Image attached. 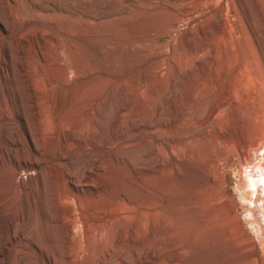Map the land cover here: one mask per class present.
<instances>
[{"label":"rangeland","instance_id":"obj_1","mask_svg":"<svg viewBox=\"0 0 264 264\" xmlns=\"http://www.w3.org/2000/svg\"><path fill=\"white\" fill-rule=\"evenodd\" d=\"M0 58V264H264V0H0Z\"/></svg>","mask_w":264,"mask_h":264},{"label":"bare ground","instance_id":"obj_2","mask_svg":"<svg viewBox=\"0 0 264 264\" xmlns=\"http://www.w3.org/2000/svg\"><path fill=\"white\" fill-rule=\"evenodd\" d=\"M27 26V25H26ZM28 33V32H27ZM26 36V35H25ZM23 38H25L23 36ZM59 38V37H58ZM58 43V42H57ZM64 43V42H63ZM61 46V45H60ZM55 47V46H54ZM61 49V48H60ZM66 49V48H65ZM38 52V51H37ZM44 52V51H43ZM59 52V51H58ZM63 52V51H62ZM61 52V53H62ZM65 52V50H64ZM39 55V54H38ZM39 57L41 58V56L39 55ZM53 58V57H52ZM47 59V57L45 58ZM41 60V59H40ZM43 60V59H42ZM52 61V59H51ZM36 62V61H35ZM44 63V62H43ZM47 63V62H46ZM58 65V64H57ZM62 66V65H61ZM59 65L58 68L61 67ZM29 67V66H28ZM56 68V65L54 66ZM62 68V67H61ZM0 69H1V58H0ZM30 69V68H29ZM62 70V69H61ZM32 72V71H31ZM39 72V71H38ZM2 75V74H1ZM29 75V74H28ZM31 75V73H30ZM36 75V74H35ZM49 75V74H48ZM1 77V76H0ZM48 77V76H46ZM39 78V76L37 77ZM51 78V77H50ZM49 79L48 82L50 81ZM32 79V78H31ZM54 81V80H53ZM57 81V80H56ZM52 83V82H50ZM58 83V82H57ZM60 83V82H59ZM33 84V83H32ZM53 84H55L53 82ZM63 85V84H61ZM44 86V85H43ZM53 88V87H52ZM51 89V88H50ZM56 89V87H55ZM54 89V90H55ZM59 89V88H57ZM48 90V89H47ZM35 91V90H34ZM56 91V90H55ZM50 92V91H49ZM53 92V91H52ZM51 93V92H50ZM60 94V92H59ZM85 99H83V97H79L76 94H73L71 96V98L68 101H65L62 105H61V112L63 115L64 119H70L71 117L74 116L75 113H77V109H79L80 105L79 104ZM89 101V100H87ZM91 101V100H90ZM92 104V103H91ZM1 104H0V108H1ZM86 107V105H85ZM53 108V107H52ZM79 113V112H78ZM39 119L41 122L46 121L47 119V115L46 112L44 111L43 107H39ZM210 118H213L210 117ZM209 118L208 122L211 123V119ZM222 128V124L221 123H216L215 125L211 126L209 125L208 128L206 129V133L205 136L200 134L197 138V142L205 144V148L206 150L204 151L203 154L198 155L197 158L193 160V162H190L191 164V168H192V174H194V176L196 177V179H198V185L199 186H203L205 185V183L209 182V173L210 170L214 167L218 165V159L220 157L223 156V154L225 153V151H228V148L231 146L232 143H230L231 140H229V138L224 137V136H220V135H213L210 134V130L214 129L215 131H221ZM213 130V131H214ZM218 133V132H217ZM30 143V142H29ZM225 147H223V146ZM12 160H15V157L11 154L8 153V157H2L1 158V162H0V174H2L4 177L7 178L6 182L8 186L10 184H15V180L17 175L19 174V169L13 164L11 163ZM222 160V159H221ZM223 162V161H221ZM264 167V165H263ZM192 176V175H191ZM252 183V182H251ZM198 186V187H199ZM9 197L14 198L15 197V190L13 189V186L10 187V194ZM200 199H201V195L197 194L196 192H193L192 197H191V206L189 208L190 212H193L195 215H197L200 219H203L206 217L207 215V211L205 208V205H202L200 203ZM186 209V208H185ZM262 213H264V211L262 210ZM219 214V213H218ZM201 220V221H203ZM16 222H18V220H15L11 226L14 227V225L16 224ZM202 225V224H201ZM101 226V225H100ZM99 228V227H98ZM110 229V228H108ZM97 230V229H96ZM109 233V232H108ZM199 233V232H198ZM203 234V233H202ZM198 235V234H197ZM216 239H218V241L220 242L219 244V248L220 249H224L226 247H239L235 241L233 242L232 240H227V238L223 237L220 234H217V236L215 237ZM197 239V238H196ZM198 241V240H197ZM194 242V241H193ZM241 249V247H240Z\"/></svg>","mask_w":264,"mask_h":264},{"label":"water","instance_id":"obj_3","mask_svg":"<svg viewBox=\"0 0 264 264\" xmlns=\"http://www.w3.org/2000/svg\"><path fill=\"white\" fill-rule=\"evenodd\" d=\"M260 171H261L260 181H262V184L264 185V183H263V180H264V169L260 168Z\"/></svg>","mask_w":264,"mask_h":264}]
</instances>
